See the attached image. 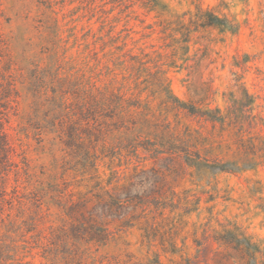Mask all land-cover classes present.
I'll return each mask as SVG.
<instances>
[{"label":"rangeland","instance_id":"374dc122","mask_svg":"<svg viewBox=\"0 0 264 264\" xmlns=\"http://www.w3.org/2000/svg\"><path fill=\"white\" fill-rule=\"evenodd\" d=\"M197 4L236 18L240 32L199 28L191 55L206 47L213 62L170 65L159 21L193 12ZM245 54L246 66H234L235 56L243 62ZM163 76L186 104L225 110L242 82L264 105V0H159L155 6L143 0H0V264H184L195 252L193 232L207 227L224 241L205 249L208 264H238L232 246L246 237L264 249V168L242 171L237 134L200 128L167 105ZM135 98L151 110L117 106ZM148 111L156 117L145 120ZM165 117L173 125L180 120V135L187 125L201 130L204 139L195 142L201 156L241 169L220 172L210 165L198 172L179 167L177 153L163 161L130 147L129 140L156 142ZM164 165L181 204L191 208L168 212L182 213L175 221L182 220L189 248L165 252L158 241L149 242L140 222L111 223L116 232L105 245L70 238L74 202L87 199L83 212L112 204L110 196L138 170ZM181 248L179 238L175 250Z\"/></svg>","mask_w":264,"mask_h":264},{"label":"trees","instance_id":"16d2710c","mask_svg":"<svg viewBox=\"0 0 264 264\" xmlns=\"http://www.w3.org/2000/svg\"><path fill=\"white\" fill-rule=\"evenodd\" d=\"M144 3L150 5H158L159 0H143ZM223 2V0H222ZM189 14V22L185 21V16ZM161 32L164 33L165 39L168 40L167 47L171 49V63L175 65L179 60H183V64L190 66L192 62L199 65L202 62H213L208 48H197L194 55H191L192 40L194 34L199 28L214 27L218 28L223 33H231L238 35L241 29V24L236 18H231L227 14H219L213 8H204L201 4H197L195 11H187L183 15L177 16L174 20H160ZM239 55L235 56L234 66H246L249 62L250 55L245 54L243 62L238 59ZM239 61V62H238ZM234 74L238 75L237 72ZM167 77H160L163 101L178 112H184L185 115L196 119L200 128L211 125L214 129H219L221 132L230 131L239 136L242 141V171L264 168V105L256 104L257 97L252 94L242 82H237L239 94L232 91L231 100L225 110L220 106L216 107H199L196 104H186L176 97L170 89ZM238 81V79H237ZM214 93V91H213ZM124 100L123 95L118 96ZM141 98H135L123 105L121 102L118 107L135 108L143 107V111L151 110L149 103H142ZM257 105V106H256ZM256 107V108H255ZM156 117L152 111L145 113V120H148V115ZM165 132L163 136L155 141L146 140L142 143L132 142L129 140L130 147L138 149L142 147L148 151L151 158L156 160H169L177 153L183 160L179 167L196 168L198 172L202 168H208L213 165L220 172H233L241 169L237 162L222 161L221 159H208L201 156L197 152V143L204 139L202 132L199 129H192L190 125L185 126L182 135L176 131L180 120L175 122V125L165 117L162 120ZM196 132L195 135L193 132ZM159 142V143H158ZM192 143L191 147H187L184 143ZM195 143V144H194ZM191 145V146H192ZM2 148H5V144ZM204 150H208L204 147ZM212 167V166H211ZM178 167L175 166V169ZM168 165L140 169L135 174V179L128 185L123 186L122 190L116 189L113 196H110V203L107 206L93 205L86 212L81 211L84 206V201L81 199L72 204L70 215L72 223L67 231L72 240L83 241L86 244L96 246L105 245L114 236L115 230L112 229L111 223L120 221V225L133 226L136 222L142 223L145 227L146 237L149 242L158 244L164 248L165 252L171 251L177 253L189 248L188 235L182 232V220L175 221L177 216H182V213L171 217L170 213H177L183 210L189 213L191 208L189 205L181 204L178 198V192L168 180ZM142 189V190H141ZM124 198L126 204H120ZM187 202L191 201L189 196L186 197ZM196 203V202H195ZM76 212L77 214L73 215ZM169 212V214H168ZM74 217V218H73ZM170 218V219H169ZM166 221V222H165ZM165 222V223H164ZM119 226V225H118ZM116 228V227H115ZM182 238L183 248L179 250L178 239ZM243 243H238L237 246H232L240 253V262L238 264H264V249L261 244L254 241L253 238H244ZM218 244L216 249H219L224 243L223 239L216 237L210 230L204 228L201 234L198 230L193 232L192 247L195 249L193 256H186L184 264H192V261L204 262L203 253L208 246ZM171 249V250H170ZM214 249V247H213ZM159 259V255H157ZM158 263L162 264L160 260Z\"/></svg>","mask_w":264,"mask_h":264}]
</instances>
